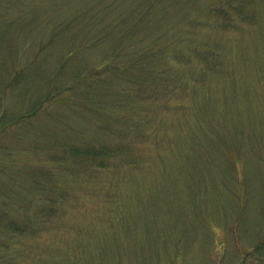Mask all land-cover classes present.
<instances>
[{"label": "rangeland", "instance_id": "1", "mask_svg": "<svg viewBox=\"0 0 264 264\" xmlns=\"http://www.w3.org/2000/svg\"><path fill=\"white\" fill-rule=\"evenodd\" d=\"M226 1L0 0V264H264V0ZM143 5L144 71L98 74Z\"/></svg>", "mask_w": 264, "mask_h": 264}, {"label": "trees", "instance_id": "2", "mask_svg": "<svg viewBox=\"0 0 264 264\" xmlns=\"http://www.w3.org/2000/svg\"><path fill=\"white\" fill-rule=\"evenodd\" d=\"M241 1L243 0H227L226 3L227 5H232L233 3H236L234 6H231L236 14V16L238 15H244L247 14L246 9L244 7H241L239 5H241ZM240 2V3H239ZM135 5V4H134ZM139 6V5H138ZM143 9L139 8V11H137L136 9H134L132 12L130 11V13H124V15H119L120 19H118L117 23H113L114 25L111 27V29H118L119 24H122V19H124V21H127V26H129L126 29H123V33H125V37H127L128 39H124V36L121 38V40L119 41L117 47H116V51L114 52L115 54H112L111 56H109V58H107V60H105L103 63H101L100 65H98V70L96 72H98V74H103V72L105 70H109L112 73H114L119 80H121V78H124V81L126 80V82H130V80L128 79V75H124V73L127 72L128 69L131 70H135L138 72H143V69H137L136 64L137 65H141L140 60L141 59H146L147 58V52L149 51L150 54H153L152 49H150V44L148 45V47H145V42L146 39L148 37H152V35H150L151 33H146L145 32H136L137 29H139L140 27H145L148 24H150V12L152 10H150V8H144V5L142 6ZM149 10V11H148ZM148 11V12H147ZM243 11L242 14H240L239 12ZM208 12L210 14H215L217 16H220V21L217 25V27H219L220 29H228L230 28V26H233V23L235 22L234 19L230 16V15H226L223 12V8L222 6H218V7H210L208 8ZM218 14H223L224 16L218 15ZM157 21V20H156ZM160 21V19H159ZM116 24V25H115ZM110 31V30H109ZM163 38V35H162ZM124 39V40H123ZM123 42V45L121 44ZM125 42V43H124ZM134 42H140L142 43L141 48H137L133 50H130L131 47L129 46L131 43ZM197 49V48H196ZM133 51V53H132ZM197 51V50H196ZM121 53H124V55L122 57H124V59L122 61H119L118 59L121 57L119 56ZM200 57H201V62L205 61V62H210L211 58H214L215 55V51L212 47L210 46H205V47H200ZM130 54H132L135 58H133ZM116 58V59H115ZM118 61V62H116ZM147 70V69H146ZM151 72V71H150ZM85 74V73H84ZM96 74V73H95ZM146 75H149V73H147ZM146 75L142 76V75H136L133 80H134V84H139L140 82H142L146 77ZM79 76V75H78ZM76 76V80L81 79V81H83V79L81 77ZM88 75L84 76L85 78H87ZM120 77V78H119ZM147 79V78H146ZM43 102V101H41ZM40 102V103H41ZM38 108H35L34 110L28 112L27 114H24L22 116L19 117V119L17 120H9L7 122L11 123V125L16 124L19 120H26V118H30L33 115H35V112L37 111ZM7 125H0V130H3L2 127H5ZM83 147H81L82 149H77V146L72 145L71 152L75 155H85L86 158L88 159H93V160H97L98 162V167L100 168H105L106 166L109 167V158L111 157V155H115L118 151H121L123 149H126L127 147L125 145L122 144H117V145H109V144H105V143H101L98 146V149L96 148L95 150H93V146H88L87 144L82 145ZM92 148V149H91ZM129 162H133V161H129ZM36 189H34L35 191H37L38 193H40V195L38 196H42L44 195V193L47 195L48 192L47 190L43 187L42 185H40L39 183H35ZM44 212V209L41 211V213Z\"/></svg>", "mask_w": 264, "mask_h": 264}]
</instances>
